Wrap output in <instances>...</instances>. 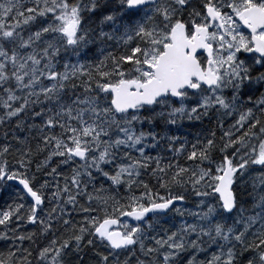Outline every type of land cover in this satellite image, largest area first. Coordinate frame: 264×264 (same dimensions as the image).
Returning <instances> with one entry per match:
<instances>
[{"label": "snow or ice", "instance_id": "6c2138e0", "mask_svg": "<svg viewBox=\"0 0 264 264\" xmlns=\"http://www.w3.org/2000/svg\"><path fill=\"white\" fill-rule=\"evenodd\" d=\"M0 264H264V0H0Z\"/></svg>", "mask_w": 264, "mask_h": 264}, {"label": "trees", "instance_id": "16d2710c", "mask_svg": "<svg viewBox=\"0 0 264 264\" xmlns=\"http://www.w3.org/2000/svg\"><path fill=\"white\" fill-rule=\"evenodd\" d=\"M30 230V229H29Z\"/></svg>", "mask_w": 264, "mask_h": 264}]
</instances>
